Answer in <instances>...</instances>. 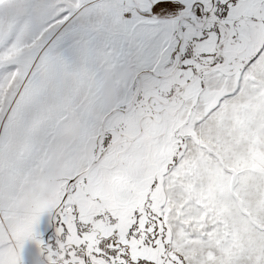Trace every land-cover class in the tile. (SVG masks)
Masks as SVG:
<instances>
[{"label":"snow or ice","instance_id":"obj_1","mask_svg":"<svg viewBox=\"0 0 264 264\" xmlns=\"http://www.w3.org/2000/svg\"><path fill=\"white\" fill-rule=\"evenodd\" d=\"M248 186L264 0H0V264H264Z\"/></svg>","mask_w":264,"mask_h":264},{"label":"rangeland","instance_id":"obj_2","mask_svg":"<svg viewBox=\"0 0 264 264\" xmlns=\"http://www.w3.org/2000/svg\"><path fill=\"white\" fill-rule=\"evenodd\" d=\"M209 140H210V137H209ZM243 190L244 191L249 190L247 193V199H248V203H249V212L252 213V216H250L249 218L250 219L254 218V216H256V215L264 216V207H261L259 202H258V198L256 196V189L254 187L248 186V187L244 188ZM236 216H237L238 220H240V221H242L244 219L238 211H236ZM240 227H242V228L244 227L243 223L240 224Z\"/></svg>","mask_w":264,"mask_h":264},{"label":"crops","instance_id":"obj_3","mask_svg":"<svg viewBox=\"0 0 264 264\" xmlns=\"http://www.w3.org/2000/svg\"><path fill=\"white\" fill-rule=\"evenodd\" d=\"M258 79H259V77H258ZM233 84H234V81H233ZM249 94H250V93H249ZM243 97H244V94H242L240 97H236V98H235V102H236V103H240V102L243 100ZM217 147L219 148L220 146L217 145ZM233 151H236V149L233 148ZM239 151L243 152L244 149L241 148V149H239ZM248 191H249V190H245L246 193H248Z\"/></svg>","mask_w":264,"mask_h":264}]
</instances>
